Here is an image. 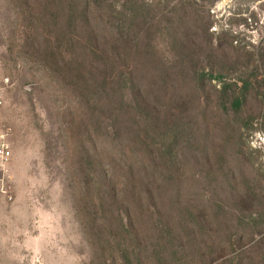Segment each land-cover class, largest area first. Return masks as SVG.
<instances>
[{"label":"rangeland","instance_id":"rangeland-1","mask_svg":"<svg viewBox=\"0 0 264 264\" xmlns=\"http://www.w3.org/2000/svg\"><path fill=\"white\" fill-rule=\"evenodd\" d=\"M0 74V264H264V0H0Z\"/></svg>","mask_w":264,"mask_h":264},{"label":"built area","instance_id":"built-area-1","mask_svg":"<svg viewBox=\"0 0 264 264\" xmlns=\"http://www.w3.org/2000/svg\"><path fill=\"white\" fill-rule=\"evenodd\" d=\"M10 80L0 74V191L7 192L6 182L9 177V164L12 158V144L9 140L10 129L4 123L1 116V108L4 103V93Z\"/></svg>","mask_w":264,"mask_h":264},{"label":"trees","instance_id":"trees-1","mask_svg":"<svg viewBox=\"0 0 264 264\" xmlns=\"http://www.w3.org/2000/svg\"><path fill=\"white\" fill-rule=\"evenodd\" d=\"M224 74L222 73V72H219L217 75H215L214 77L215 78H218V79H222L224 76H223ZM223 93H226L227 92V84L225 83V82H223ZM240 90L241 91H243V90H245V84L243 85V86H240ZM128 100H125V97H122V99L120 100V102L121 103H126ZM241 103H242V101H241V99H237L236 98V100H235V102L233 103V105H234V108H236V109H238V107L241 105ZM107 181H108V185H106V191L107 192H110L112 189H114V187H113V183H110V179L107 177ZM148 193V189L146 188V190H145V194H147ZM150 196H148V198H149ZM150 199V198H149Z\"/></svg>","mask_w":264,"mask_h":264}]
</instances>
